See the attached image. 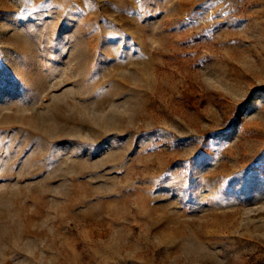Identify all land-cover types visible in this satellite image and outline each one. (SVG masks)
<instances>
[{"label": "rangeland", "instance_id": "1", "mask_svg": "<svg viewBox=\"0 0 264 264\" xmlns=\"http://www.w3.org/2000/svg\"><path fill=\"white\" fill-rule=\"evenodd\" d=\"M0 264H264V0H0Z\"/></svg>", "mask_w": 264, "mask_h": 264}]
</instances>
